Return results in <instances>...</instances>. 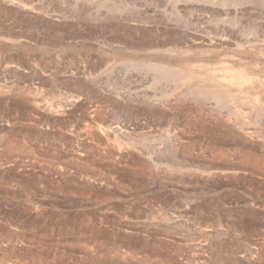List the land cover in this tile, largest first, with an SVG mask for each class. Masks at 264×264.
Returning <instances> with one entry per match:
<instances>
[{
    "label": "rangeland",
    "instance_id": "1",
    "mask_svg": "<svg viewBox=\"0 0 264 264\" xmlns=\"http://www.w3.org/2000/svg\"><path fill=\"white\" fill-rule=\"evenodd\" d=\"M227 1L0 0V264H264V0Z\"/></svg>",
    "mask_w": 264,
    "mask_h": 264
},
{
    "label": "bare ground",
    "instance_id": "2",
    "mask_svg": "<svg viewBox=\"0 0 264 264\" xmlns=\"http://www.w3.org/2000/svg\"><path fill=\"white\" fill-rule=\"evenodd\" d=\"M206 1V0H205ZM227 1V0H226ZM228 2V1H227ZM209 3V2H208ZM207 3V4H208ZM211 3V2H210ZM163 43V42H162ZM158 44V43H157ZM154 45V44H153ZM163 45V44H162ZM175 45H177V44H175ZM160 46V45H159ZM167 50H170V52L171 51H174V52H176L175 50H178L179 51V47H177V46H174V45H172L170 48H166V49H164V51L166 52ZM163 51V52H164ZM179 52H181V50L179 51ZM178 53V52H177ZM125 66H161V65H157V64H149V65H145V63H136V62H129V63H126L125 64ZM156 72L155 73H157L160 77H171V78H176V77H178L177 76V73H175V72H173L172 70H170V69H167V68H165V67H155V68H153ZM176 72H178V71H176ZM179 74V73H178ZM182 75V74H181ZM183 78V77H182ZM183 79H185V78H183ZM176 82V81H175ZM206 88H196L195 89V92L197 93V94H200V95H220V92L218 91V92H216V91H213V90H211V91H209V90H205ZM239 101V100H238Z\"/></svg>",
    "mask_w": 264,
    "mask_h": 264
}]
</instances>
